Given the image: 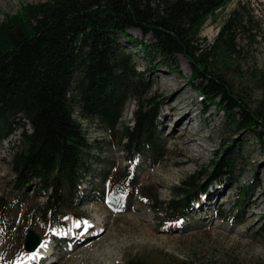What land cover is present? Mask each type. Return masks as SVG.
Here are the masks:
<instances>
[{
    "label": "trees",
    "instance_id": "trees-1",
    "mask_svg": "<svg viewBox=\"0 0 264 264\" xmlns=\"http://www.w3.org/2000/svg\"><path fill=\"white\" fill-rule=\"evenodd\" d=\"M230 1L52 0L23 6L0 22V142L21 131V146L12 158L14 186L38 185L46 194L41 207L45 223L62 225L61 210L77 200L93 147L83 122L114 133L126 103L133 100L137 109L132 126L121 128L124 142L119 147L127 166L140 157L153 165L163 161L157 107L146 100L151 84L136 71L124 43L138 47L148 63L171 61L177 74L182 58L194 91L221 114V128L253 134L264 151V111L251 110L224 73L239 57L237 41L253 37L248 5L236 2L212 45L203 47L199 39L206 21ZM131 30L142 39L134 38ZM259 74L264 107V73ZM222 153L212 162L205 184L196 183L201 174L196 173L174 187L172 198L160 203L166 212L186 220L208 184L228 177L236 152L227 145ZM102 178L105 182L107 176ZM247 191L240 189L237 205ZM4 208L0 200V220ZM126 264L152 263L130 259Z\"/></svg>",
    "mask_w": 264,
    "mask_h": 264
},
{
    "label": "rangeland",
    "instance_id": "rangeland-1",
    "mask_svg": "<svg viewBox=\"0 0 264 264\" xmlns=\"http://www.w3.org/2000/svg\"><path fill=\"white\" fill-rule=\"evenodd\" d=\"M49 1L0 0V22L23 6ZM237 1L247 4L253 15V37L237 41L239 57L233 58L231 68H225L224 73L251 110L264 111L260 104L263 88L258 80L260 71L264 73V0H231L206 21L199 39L203 47L212 45ZM129 33L138 41L142 39L138 31ZM124 45L132 54L136 71L151 84L146 100L157 107V136L166 151L163 161L153 165L148 157H140L134 166H127L119 147L124 142L120 141L121 128L132 126L137 109L133 100L126 103L114 133L95 122H83L88 142L93 145L89 168L82 174L77 200L61 210L63 229L52 231L41 212L46 194L39 192L38 185L23 189L14 186L12 158L16 147L21 146V131H14L0 142V200L5 205L0 220V264L14 259L13 264L21 262L28 229L41 241H49L50 255L40 264H126L130 259L152 264H264L261 143L249 132L221 128V114L194 91L182 58L178 59L177 74L171 61L148 63L133 43ZM186 112H191L187 122ZM185 129L201 148L196 150L199 157L191 161H186L191 154H184ZM227 145L236 152L228 177L208 184L206 192L191 204L186 220L166 212L160 203L172 198L174 187L196 173H201L196 183L205 184L212 162L222 157ZM102 176H107L105 182ZM242 187L248 191L237 205ZM95 235L98 237L89 240ZM35 262L26 264H39Z\"/></svg>",
    "mask_w": 264,
    "mask_h": 264
},
{
    "label": "bare ground",
    "instance_id": "bare-ground-1",
    "mask_svg": "<svg viewBox=\"0 0 264 264\" xmlns=\"http://www.w3.org/2000/svg\"><path fill=\"white\" fill-rule=\"evenodd\" d=\"M190 113L191 112H186L185 113V116H186V122L190 119V117L191 116H188V115H190ZM187 129H185V133H184V137H185V139H186V147L184 148V154L186 155L187 153H189V154H191L190 156H188V159L189 160H186V161H191V160H193V159H197L199 156V153H196L197 151V149H199V146L197 145V143L195 142V138H193L192 137V135H189V133L186 131ZM199 150H201V148L199 149ZM98 226H102V225H98ZM71 234L72 233H69V236H70V238H71V240L73 239L72 237H71ZM95 237H98L97 235H95V236H92L89 240H92V239H95ZM77 238V237H76ZM76 238H74V240L75 241H77L76 240ZM88 240V241H89ZM67 241V240H66ZM49 242V241H48ZM48 242H47V240H43V241H41L40 242V245H39V247L36 249V250H34V251H32V252H28V251H26L25 252V255H24V258L21 260V262L23 263H28V262H34V261H36L35 263H38L39 262V264L42 262V261H46V260H48V258H46V257H48L50 254H49V247H48ZM39 260H41V261H39Z\"/></svg>",
    "mask_w": 264,
    "mask_h": 264
},
{
    "label": "water",
    "instance_id": "water-1",
    "mask_svg": "<svg viewBox=\"0 0 264 264\" xmlns=\"http://www.w3.org/2000/svg\"><path fill=\"white\" fill-rule=\"evenodd\" d=\"M40 242V238L31 229H28L24 239V249L32 252L39 247Z\"/></svg>",
    "mask_w": 264,
    "mask_h": 264
},
{
    "label": "snow or ice",
    "instance_id": "snow-or-ice-1",
    "mask_svg": "<svg viewBox=\"0 0 264 264\" xmlns=\"http://www.w3.org/2000/svg\"><path fill=\"white\" fill-rule=\"evenodd\" d=\"M85 224L87 225V222L86 221H85ZM77 226H79V224Z\"/></svg>",
    "mask_w": 264,
    "mask_h": 264
}]
</instances>
